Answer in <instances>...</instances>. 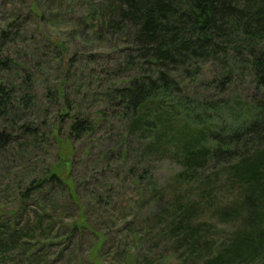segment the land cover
Listing matches in <instances>:
<instances>
[{"label": "trees", "instance_id": "1", "mask_svg": "<svg viewBox=\"0 0 264 264\" xmlns=\"http://www.w3.org/2000/svg\"><path fill=\"white\" fill-rule=\"evenodd\" d=\"M31 8L41 18L42 13H36L38 4ZM79 20L86 25L83 34L108 41L110 52L118 57L113 64L104 65L105 53L69 55L63 42L42 33L54 60L62 64L60 79L52 94L45 91L46 102L38 108L44 116L40 124L29 122L20 129L26 147L47 150L53 144L57 152L55 161L43 167L40 176L18 194L13 212L26 198L54 201L57 190L66 198V207L74 206L79 213L66 227H62L63 221L44 225L42 216L33 226H26L34 239L22 247L23 256L40 255L42 264H52L64 254L70 258L67 262L74 264H142L139 256L143 253L129 241L141 242L136 213L143 210L142 201L149 198L148 193L153 198L156 190L152 186L148 192L142 187L151 169V160L146 158L172 147L190 164L192 174L199 167L216 169L242 190L233 215L239 228L226 250L208 256L213 247L211 237L187 233L185 263L198 259L202 264H264V0H108L90 3ZM5 27L0 30L3 119L20 109L32 110L35 99L30 87L32 74L22 79L24 91L6 77L15 61L1 43L20 38L24 44L26 37L19 29L12 31L13 23ZM92 64H103L101 76L88 67ZM32 67L42 74L35 62ZM85 71L89 76L80 77ZM245 80L251 92L238 93L237 85ZM69 84L75 87L67 88ZM49 112L55 113L56 123H49ZM114 121L120 123L123 142L132 140L145 146L138 156L143 160L141 172L135 164L127 166V158H122L126 151L121 147L106 149L97 159L126 166L128 178L123 186L127 182L139 191L136 213L118 208L111 193L103 196L82 189L71 173L70 160L76 155L73 146L79 141L86 149L98 128ZM11 140L6 129H0V149ZM105 187L111 190L112 186ZM115 210L122 212L117 219L120 235L109 241L98 224L111 220ZM97 211L99 214H93ZM57 223V231L65 229L63 234L45 233L49 225H53L52 231ZM85 230L96 240V251L92 246L79 249L71 242ZM58 240L60 252H49L51 243Z\"/></svg>", "mask_w": 264, "mask_h": 264}, {"label": "rangeland", "instance_id": "2", "mask_svg": "<svg viewBox=\"0 0 264 264\" xmlns=\"http://www.w3.org/2000/svg\"><path fill=\"white\" fill-rule=\"evenodd\" d=\"M104 1L108 0H0V30L6 28L7 23H13L12 31L19 29L26 37L24 44L20 38L1 43V48L6 50L15 61L11 64L6 77L16 89L23 90L22 79L32 74L30 87L35 98L32 110L20 109L9 117L0 118V129H6L12 137L11 143L6 148L0 149V264H42L43 259L40 255L27 259L22 254V247L34 239V233L28 232L26 226H33L36 219L42 216L44 225L52 221L58 223L63 221L62 227H66L69 225L67 223L78 216L76 207L67 208L66 198L60 196L57 190L54 201L47 197L39 200L36 197L26 198L22 207L14 214L13 208L18 194L25 192L31 179L40 176L43 167L55 161L57 152V148L50 143L47 150L41 147L39 150L33 149V146L26 147L28 142L20 128L29 122L36 126L40 124L44 116L38 108L46 102L45 91L49 89L52 94L60 79L62 64L54 60L55 55L47 46L42 33L47 34L48 38L52 37L63 42L69 55L78 54L83 57L91 52L105 53L108 57L105 58L104 65L116 62L115 58L118 56L110 52L112 46L108 41L83 34L85 31L81 29L86 25L79 20L80 16L83 18L84 10L89 8L90 3L97 4ZM33 3L38 4L36 13H42L41 18L32 12ZM34 62L39 66L42 74L32 67ZM80 62L86 63L83 60ZM88 67L92 68L98 77L101 76L100 71L104 69L103 64L100 66L92 64ZM83 76H89V73L85 71L80 75L82 78ZM73 86L75 87L69 84L67 88ZM236 90L238 93L241 91L250 93V83L248 80L240 82ZM98 109L94 108V110ZM49 113V123H56L55 113ZM119 125L118 121H114L111 126H100L87 141L86 149L78 141L73 146L76 155L70 160L71 173L83 186L82 189L99 192L103 196L111 193L113 203L118 208H125L126 213H133L135 205L137 206L139 191H135L127 182L123 186L125 178H128L126 166L117 167L115 162L109 165L107 161L102 162L97 159L106 149L118 150L121 147L126 151L122 158H127V166L135 164L137 172H141L143 166L140 163L143 160L139 161L138 156L145 146L132 140L123 142L120 138ZM172 149L168 147L167 152L152 153L146 158L151 160V169L149 179L142 184V187L148 192L152 186L156 190L153 192V198L148 193L149 198L142 201L143 210L139 213L135 212L137 214L135 226L136 231L140 232L141 242L134 244L132 240L129 241L140 253H143L142 257L141 254L138 255L139 263L142 264H152V262L202 264L198 259H190L185 263L189 238L184 235L194 232L201 233L204 237H211L210 243L213 247L209 256L218 249L225 251L226 245L230 243L239 228V223L235 220L236 216L233 215L235 203L242 197V190L232 184L228 178H224V174L216 169L199 167V171L192 174L187 160ZM106 184L112 186L111 190L105 187ZM40 205L44 207V212ZM97 209L100 210L99 206ZM120 213L122 212L115 210L112 214L113 218L108 221L110 223L98 224L108 234L106 240L115 241L120 235L117 222ZM58 223L52 231L53 225H49L45 233L50 236L55 235L59 231H57L60 225ZM64 232L63 228L58 234ZM79 235L72 238L71 242L79 249L84 250L92 246L94 250L97 244L92 234H87L85 230ZM61 249L59 240L49 246L51 253H58ZM128 256L131 258V255ZM101 257L108 259L107 255ZM68 259L70 258L64 254L52 264H74L67 262ZM93 262L96 263V260ZM113 262L112 264L117 263Z\"/></svg>", "mask_w": 264, "mask_h": 264}]
</instances>
